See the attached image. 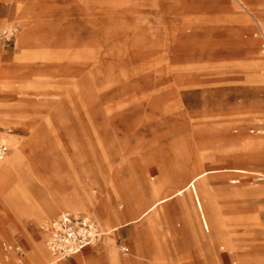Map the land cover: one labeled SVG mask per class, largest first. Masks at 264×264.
<instances>
[{
    "label": "rangeland",
    "instance_id": "rangeland-1",
    "mask_svg": "<svg viewBox=\"0 0 264 264\" xmlns=\"http://www.w3.org/2000/svg\"><path fill=\"white\" fill-rule=\"evenodd\" d=\"M20 5L37 18L34 43L22 50L16 46ZM261 7L264 0H0L2 64H17L24 76L18 83L0 78V104L36 106L35 122L48 139L47 160L59 152L74 168L82 160L102 172L108 163L124 176L136 175L153 157L185 153L202 169L242 167L264 174V117L240 120L244 112L264 111V78L247 43L257 30L248 10ZM46 50L76 54L79 64L47 65L40 58ZM255 52L264 56V47L259 43ZM3 132L28 138L34 128L16 121L0 125L8 156ZM23 169L19 191L24 188L28 199L19 205L23 215L12 212L10 201H0V248L13 245L25 262L43 231L38 219L45 201L35 186L48 173ZM237 177L230 186L241 193L221 190ZM210 178L217 217L235 235L245 264H264V193L253 191L264 189V180L256 174ZM133 187L141 191L137 182ZM180 203L175 199L120 228L119 256L133 244L142 264H202V225L189 221ZM123 228L126 240L120 238ZM105 238L92 247L95 252ZM230 257V264H239Z\"/></svg>",
    "mask_w": 264,
    "mask_h": 264
},
{
    "label": "bare ground",
    "instance_id": "bare-ground-1",
    "mask_svg": "<svg viewBox=\"0 0 264 264\" xmlns=\"http://www.w3.org/2000/svg\"><path fill=\"white\" fill-rule=\"evenodd\" d=\"M248 12L256 24L253 25L254 29H257L253 33L254 38L247 39L248 50L254 59L255 67L264 78V56L255 52L259 43L264 47V7H261L259 12L251 9ZM16 19L21 27L17 35L16 46L22 50L34 43L37 18L32 10L20 5ZM71 55L66 51L46 50L40 58L47 65L62 64L69 60L78 63L77 57L79 56L74 54L75 58H71ZM1 56L0 44V78H13L16 79L15 83L22 81L24 76L18 72V65L6 66L2 64ZM37 112L38 108L31 103L0 104V125L2 127H7L9 122L16 121L23 126L34 128V134L28 138L9 132L1 133L4 141L11 147V153L7 158L0 160V201H10L13 203L12 212L23 215L19 205L28 199V195L24 188L23 192L19 191L22 181L18 182V174L24 170L25 166L32 169L42 167L48 173V176L39 181L40 187L35 186L36 190H40L45 201L42 217L38 219L43 229L39 242L32 248L31 253L23 257L25 262L22 257L18 256L13 245L9 244L10 247L4 251L0 248V264H16L15 261H21L23 264H123V262L125 264H142V259L137 256L133 244H130L129 240L127 242L132 247L131 252L126 253L124 258L119 256L116 239L119 236L120 228L137 223L151 213L156 214L175 199L181 201L180 207L189 221L194 222L195 219H198L202 225L203 232L199 241L203 247L200 254L202 264H230L231 254L235 255L239 264H245L244 258L241 257L242 248L236 243L235 235L229 228L224 227L217 217L218 213L214 206V195L217 188L210 175L256 174L264 180L262 172L242 167L202 169L199 168L200 166L195 167L185 153H176V156L172 158L169 156L153 157L140 166L136 175L131 173V175L124 176L120 170L116 171V168L109 166L108 163L104 164L106 172H102L94 165L92 167L84 165L82 160L79 161L78 166H75V168L82 167V172L77 171L59 152L56 159L47 160L46 153L43 151L47 150L49 146L48 139L45 135L43 136L42 128L38 127L35 122ZM262 114L264 111L259 109L251 113L244 112L240 120L247 121L257 117L258 121H261L264 117ZM247 142L249 145L261 144L254 140ZM106 148L109 149L108 151H112V147L106 146ZM104 149L102 150L104 151ZM62 170H65L67 175L62 176ZM136 182L141 185L140 192L135 191L133 187ZM237 182L238 177L231 178L229 186L221 188V190L239 194L241 193L239 190L230 186ZM226 183L224 181V184ZM94 188L99 191V199L95 198ZM253 191L264 193L262 188L253 189ZM117 198L123 201V205L116 204ZM142 204L143 208L137 210L138 206ZM64 213L85 215L93 220L101 232L104 231L102 232L106 236L104 246L97 252L93 250V245L88 246L71 258L53 256L45 237L47 238L48 226L53 221L51 219ZM123 250L127 251L128 249L124 248Z\"/></svg>",
    "mask_w": 264,
    "mask_h": 264
},
{
    "label": "built area",
    "instance_id": "built-area-1",
    "mask_svg": "<svg viewBox=\"0 0 264 264\" xmlns=\"http://www.w3.org/2000/svg\"><path fill=\"white\" fill-rule=\"evenodd\" d=\"M8 153V147L0 142V160ZM48 248L57 258H71L88 246H96L103 233L97 224L85 215L64 213L48 226ZM20 247H16L18 251ZM20 258L22 254H20ZM20 263H22L20 261Z\"/></svg>",
    "mask_w": 264,
    "mask_h": 264
},
{
    "label": "crops",
    "instance_id": "crops-1",
    "mask_svg": "<svg viewBox=\"0 0 264 264\" xmlns=\"http://www.w3.org/2000/svg\"><path fill=\"white\" fill-rule=\"evenodd\" d=\"M129 231L126 228H123L121 231V240H126L128 238Z\"/></svg>",
    "mask_w": 264,
    "mask_h": 264
}]
</instances>
